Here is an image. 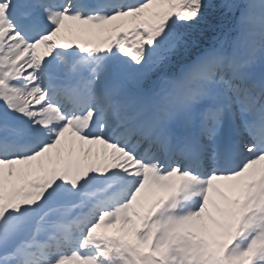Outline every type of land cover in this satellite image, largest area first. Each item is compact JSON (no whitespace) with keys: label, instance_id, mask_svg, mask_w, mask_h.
<instances>
[{"label":"snow or ice","instance_id":"1","mask_svg":"<svg viewBox=\"0 0 264 264\" xmlns=\"http://www.w3.org/2000/svg\"><path fill=\"white\" fill-rule=\"evenodd\" d=\"M0 264H264V0H0Z\"/></svg>","mask_w":264,"mask_h":264}]
</instances>
